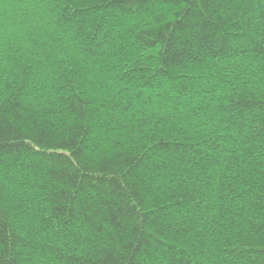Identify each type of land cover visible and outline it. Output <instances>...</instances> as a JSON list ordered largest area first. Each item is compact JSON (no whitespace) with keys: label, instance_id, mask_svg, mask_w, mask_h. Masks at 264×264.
<instances>
[{"label":"trees","instance_id":"1","mask_svg":"<svg viewBox=\"0 0 264 264\" xmlns=\"http://www.w3.org/2000/svg\"><path fill=\"white\" fill-rule=\"evenodd\" d=\"M0 264H264V0H0Z\"/></svg>","mask_w":264,"mask_h":264}]
</instances>
